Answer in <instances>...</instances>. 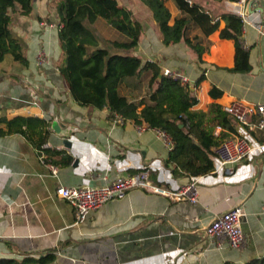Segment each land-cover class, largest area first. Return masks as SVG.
<instances>
[{
	"label": "crops",
	"instance_id": "obj_1",
	"mask_svg": "<svg viewBox=\"0 0 264 264\" xmlns=\"http://www.w3.org/2000/svg\"><path fill=\"white\" fill-rule=\"evenodd\" d=\"M193 1L216 16L224 12L242 16V43L250 52V71L231 70L235 42L221 38L219 31L207 37L211 46L201 61L184 40L165 45L151 12L140 0H119L145 24L132 50L115 49L112 42L126 37L110 23L102 21L101 31L87 26L98 46L111 54L135 55L158 63L162 72L170 68L187 76V85L199 99L192 110L206 113L205 124L216 135L224 134L228 130L211 111L214 105L222 109L236 100L264 104V0ZM167 5L173 23L179 10L172 0ZM34 9L31 15L11 12L12 34L22 43L29 63L23 65L11 55L0 62V113L51 120L46 147L64 150L72 162L60 166L56 163L60 156L46 161L20 134L0 137V257L22 259L55 251L59 264H243L263 256L264 155L259 151L237 164L232 175L214 171L200 177L197 203L134 188L77 223L74 206L56 196L61 184L98 186L145 169L152 181L173 190L191 179L172 172L173 166L166 163L171 148L156 130L121 117L118 121L108 106H82L74 100L57 66L62 56L58 28L42 26L44 17L59 21L58 13L48 8L47 0L34 1ZM224 26L222 20L220 28ZM42 55L48 60L40 64ZM151 76V71L144 70L125 78L122 93L133 101L148 98L159 82L150 86ZM213 85L223 92L221 96L210 95ZM251 119L256 121L258 116L253 114ZM55 121L60 132L53 128ZM231 126L234 132L226 138L239 135L253 144L264 142V130L250 131L234 119ZM64 140L71 146L66 147ZM239 206L244 210L246 241L235 249L225 238L209 237L206 229L217 215Z\"/></svg>",
	"mask_w": 264,
	"mask_h": 264
},
{
	"label": "trees",
	"instance_id": "obj_2",
	"mask_svg": "<svg viewBox=\"0 0 264 264\" xmlns=\"http://www.w3.org/2000/svg\"><path fill=\"white\" fill-rule=\"evenodd\" d=\"M34 1L0 0V62L11 55L15 61L28 65L22 43L11 31V12L31 15L35 12ZM140 1L151 12L165 45L184 40L201 61L211 46L207 37L219 31L221 38L233 39L235 42V65L231 70L250 71V52L242 43L244 21L241 15L224 12L216 16L195 1L172 0L179 15L171 23L172 14L167 5L169 0ZM51 4L59 16L58 37L62 56L57 66L74 100L82 106H108L111 116L118 115L137 125L165 131L173 142L166 162L173 166L172 172L184 173L189 177L212 175L217 166L215 150L222 140L234 132L231 126L234 118L220 106L214 105L211 111L216 113L218 123L228 130L227 133L216 135L205 124L206 113L192 110L199 99L188 85L180 79L164 75L156 62H144L141 57L126 53L111 54L108 49L99 47L95 33L86 24L98 18L106 19L117 31L127 36L126 40L112 42L115 49L129 51L138 46L144 31V21L119 0H52ZM222 20L225 26L220 28ZM91 47L95 48L91 50ZM144 70L152 72L150 86L156 81H159L158 85L148 98L130 100L121 91L122 83L125 78L136 76ZM222 93L215 85L210 89L213 97L221 96ZM50 127L51 120L41 116L9 117L0 113V137L20 134L33 144L46 161L52 160V156H60L56 162L58 165H70V154L46 147L51 134ZM0 264L59 263L56 252L50 251L39 256L25 255L22 259L0 257ZM222 264L237 263L226 261ZM243 264H264V255Z\"/></svg>",
	"mask_w": 264,
	"mask_h": 264
},
{
	"label": "built area",
	"instance_id": "obj_3",
	"mask_svg": "<svg viewBox=\"0 0 264 264\" xmlns=\"http://www.w3.org/2000/svg\"><path fill=\"white\" fill-rule=\"evenodd\" d=\"M189 1L192 2L193 0ZM240 1L246 3L249 0ZM42 26L59 28V24L46 22L42 23ZM163 74L180 79L186 85L189 82V78L177 70L167 68L164 69ZM222 110L236 121L247 125L250 131L264 130V104L250 105L247 102L236 100L223 105ZM253 114L258 116L256 121L251 119ZM116 117L120 121V117L118 115ZM154 130L167 142L170 148L173 147V142L165 131ZM254 151H259L264 155V142L253 144L246 137L239 135L225 138L215 150L217 159L215 171H223L226 175H232L235 166L249 157ZM102 178L104 180L108 179V175H103ZM190 179V182L186 186L173 190L152 181L150 171L145 169L130 175L119 176L98 186H67L61 184L56 189V196L74 206L77 223H80L92 211L101 208L112 199L123 198L134 188L146 189L172 199L188 200L192 203H197L199 201L197 183L200 177H190ZM243 216L244 210L242 207L230 209L217 215L208 225L206 232L212 238H225L229 247L239 249L246 241L242 222Z\"/></svg>",
	"mask_w": 264,
	"mask_h": 264
},
{
	"label": "rangeland",
	"instance_id": "obj_4",
	"mask_svg": "<svg viewBox=\"0 0 264 264\" xmlns=\"http://www.w3.org/2000/svg\"><path fill=\"white\" fill-rule=\"evenodd\" d=\"M36 1V0H35ZM43 1H45V0H43ZM51 1L52 0H47V6H48V8L49 9H52V12L54 13V14H56V11H55V6L53 5V4H51ZM12 12H14V11H12ZM51 13V11L49 10L48 11V14H50ZM44 18H46V19H44L45 20V22L46 23H54V24H59V21L58 20H55V19H53L52 21L53 22H49V21H51L50 19H49V17H44ZM99 20H95V21H93V22H86V24L87 25H89L90 26V24L93 26V28H94V26H95V30L96 31H101L102 29H101V22L103 21L104 23H106L107 25H109V22L106 20V19H104V18H98ZM99 21V22H98ZM114 31H116L117 32V30H115V28L113 27L112 28ZM119 33H121V32H119ZM121 35H124L125 37H127L125 34H123V33H121ZM47 57V55H42V57H41V59H40V64L41 63H44V62H46L47 60H48V58H46Z\"/></svg>",
	"mask_w": 264,
	"mask_h": 264
},
{
	"label": "water",
	"instance_id": "obj_5",
	"mask_svg": "<svg viewBox=\"0 0 264 264\" xmlns=\"http://www.w3.org/2000/svg\"><path fill=\"white\" fill-rule=\"evenodd\" d=\"M58 122H53V128L57 131L60 132V129L57 128ZM182 126V125H181ZM64 144L66 145V147H70L71 143L69 142V140H64Z\"/></svg>",
	"mask_w": 264,
	"mask_h": 264
}]
</instances>
